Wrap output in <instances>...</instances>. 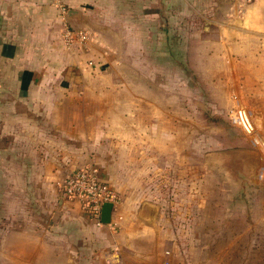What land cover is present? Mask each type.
<instances>
[{
	"label": "crops",
	"instance_id": "obj_1",
	"mask_svg": "<svg viewBox=\"0 0 264 264\" xmlns=\"http://www.w3.org/2000/svg\"><path fill=\"white\" fill-rule=\"evenodd\" d=\"M209 5L199 16L219 29L201 40L181 23ZM262 45L264 0H0L3 264H218L207 249L215 196L198 184L193 205L164 208L141 185L198 162L185 157L191 113L177 104L188 94L171 83V55H246L249 79ZM87 167L118 195L108 224L63 197Z\"/></svg>",
	"mask_w": 264,
	"mask_h": 264
},
{
	"label": "rangeland",
	"instance_id": "obj_2",
	"mask_svg": "<svg viewBox=\"0 0 264 264\" xmlns=\"http://www.w3.org/2000/svg\"><path fill=\"white\" fill-rule=\"evenodd\" d=\"M214 8L209 5L188 10V19L181 23L182 28L187 33H201V40L216 36L219 26L199 16L216 12ZM225 9H219L217 14L223 16ZM261 50L264 58V45ZM245 58L246 55L219 58L206 52L171 55V83L182 78L185 81L180 90L188 94L186 103L177 104H185L191 113L184 121L188 128L184 139L185 157L188 161L196 158L198 162L196 166L188 162L181 168L182 178L175 177L178 171L172 166L165 169L166 174L162 169L152 172L141 185L145 194L151 195L149 201L163 203L164 208L171 201L173 205H193L196 199L191 197L192 187L196 189L198 184L202 191L215 196L219 210L213 215L220 224L211 241L215 243L212 247L207 244V249L220 258L218 264H264V68L256 70L248 79ZM178 62L183 67L186 64V69L175 65ZM258 65L264 67V59L259 56L253 63L257 68ZM237 96L239 102H236ZM233 109L242 112V123L233 118ZM200 160L202 163L198 166ZM223 210L230 213L223 214ZM225 216L231 223L229 230L220 229ZM4 219L1 212L0 239ZM248 221L250 229H246ZM203 238L209 241L210 237ZM3 259L0 245V264Z\"/></svg>",
	"mask_w": 264,
	"mask_h": 264
},
{
	"label": "built area",
	"instance_id": "obj_3",
	"mask_svg": "<svg viewBox=\"0 0 264 264\" xmlns=\"http://www.w3.org/2000/svg\"><path fill=\"white\" fill-rule=\"evenodd\" d=\"M231 113L238 123H242L244 116L239 109H233ZM62 194L65 200L79 203L83 212L97 223H100L104 205L119 200L117 193L102 180L98 171L90 167L70 174L62 185Z\"/></svg>",
	"mask_w": 264,
	"mask_h": 264
},
{
	"label": "water",
	"instance_id": "obj_4",
	"mask_svg": "<svg viewBox=\"0 0 264 264\" xmlns=\"http://www.w3.org/2000/svg\"><path fill=\"white\" fill-rule=\"evenodd\" d=\"M113 205L111 203L105 204L102 210V222L105 224L110 223Z\"/></svg>",
	"mask_w": 264,
	"mask_h": 264
}]
</instances>
